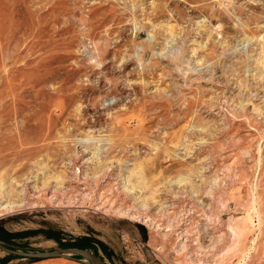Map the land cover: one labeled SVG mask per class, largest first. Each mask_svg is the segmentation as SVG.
<instances>
[{"label": "rangeland", "instance_id": "1", "mask_svg": "<svg viewBox=\"0 0 264 264\" xmlns=\"http://www.w3.org/2000/svg\"><path fill=\"white\" fill-rule=\"evenodd\" d=\"M0 240L264 264V0H0Z\"/></svg>", "mask_w": 264, "mask_h": 264}, {"label": "water", "instance_id": "2", "mask_svg": "<svg viewBox=\"0 0 264 264\" xmlns=\"http://www.w3.org/2000/svg\"><path fill=\"white\" fill-rule=\"evenodd\" d=\"M0 250H3L10 254L24 255L32 258H42L58 255H67L73 257L72 254H77L79 256H82L84 261L89 262L91 264H107L102 258L95 255L93 252L79 246H57L52 249H46L41 251H26L21 249H15L13 246L0 240Z\"/></svg>", "mask_w": 264, "mask_h": 264}, {"label": "trees", "instance_id": "3", "mask_svg": "<svg viewBox=\"0 0 264 264\" xmlns=\"http://www.w3.org/2000/svg\"><path fill=\"white\" fill-rule=\"evenodd\" d=\"M73 245H75V246H83L82 243H75ZM76 256H78V255H76Z\"/></svg>", "mask_w": 264, "mask_h": 264}]
</instances>
